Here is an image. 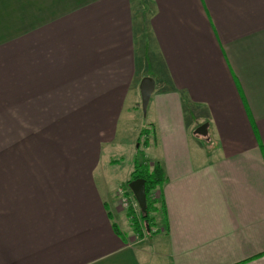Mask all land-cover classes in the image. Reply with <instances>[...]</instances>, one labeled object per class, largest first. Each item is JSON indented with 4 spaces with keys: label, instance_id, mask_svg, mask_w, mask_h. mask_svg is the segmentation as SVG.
Here are the masks:
<instances>
[{
    "label": "crops",
    "instance_id": "crops-1",
    "mask_svg": "<svg viewBox=\"0 0 264 264\" xmlns=\"http://www.w3.org/2000/svg\"><path fill=\"white\" fill-rule=\"evenodd\" d=\"M23 1L0 0V264H264V0H54L39 25ZM145 78L152 231L120 205L135 169L50 141L112 134Z\"/></svg>",
    "mask_w": 264,
    "mask_h": 264
},
{
    "label": "rangeland",
    "instance_id": "rangeland-1",
    "mask_svg": "<svg viewBox=\"0 0 264 264\" xmlns=\"http://www.w3.org/2000/svg\"><path fill=\"white\" fill-rule=\"evenodd\" d=\"M22 2L24 1L22 0ZM53 2L55 1L54 0H33V2H31V5H30L31 10L29 9L27 4L25 5L24 3H20V6L19 4L17 5L21 9L23 8V6L26 8L25 10H23L25 14L29 13L31 15V13L33 14L35 13L37 17L36 23L39 25L41 23H44V19H41V16L44 14L45 7L50 5V3L52 4ZM21 21L23 23V17H21ZM26 29H28L27 26H26ZM140 97H141V93L139 89V92L137 91V99H139V103L137 107L131 108L132 110L131 113H133L134 115L133 114L128 115L127 113L130 110V104L128 102L126 113L124 114V116L122 115L120 117L116 125V130L113 131L112 134L106 133V131L103 132L100 138H98L100 139L98 141H97V138H93L91 137V135L89 136L87 134H84L85 132L81 131V128H84V127H86V129L91 128V130H93V132L97 135L99 133L97 132V129L95 126H100V125L107 124V123H95V124L87 123V124H82V125L74 124L72 122H65L66 124H63V125L54 123L53 124L54 134L62 135L64 133H67L68 135L67 138L50 140L51 142H53V147H55L54 150L56 149L58 145L63 146V147L69 146V150H67L69 151V153H71L69 155V160L73 161L74 158L77 157L74 154L75 152H78L77 154H79V150L81 148L84 149L89 145L94 146L98 148L99 150H101L103 154V155L101 154L99 162L107 163L103 165L107 166L108 173L110 175H116V179L114 181L117 184H122L125 181L126 177L129 175V173L134 169L135 160L139 162H144L149 159L150 161H152V156L145 149L146 147L144 145L145 140L147 138L144 137L142 141L141 140L139 141V138L143 132V128H147L148 120H151V113H149L150 111L148 110L146 114L143 103H142V98L140 99ZM89 117L93 118L94 116H89ZM205 123L203 122V124L201 125L203 126L205 125ZM207 125H210V124L207 123ZM214 125L216 124H212L210 132L207 131L208 135L205 137L206 139L203 142V145L204 147H206V149L214 145V140H212L213 144L207 141V138L210 136V133L212 135ZM73 127H75V134L72 137H69V135L72 133ZM63 131H66V132H63ZM77 131H81V132H78V135H77L76 134ZM215 136L217 138H220L218 134ZM25 144L27 146V143ZM31 151H34V149H31ZM113 161H115V163L111 164V162ZM119 192L120 191H118V196L121 199ZM120 205H121V201H120ZM121 207L123 208V206ZM148 246L150 245L148 244Z\"/></svg>",
    "mask_w": 264,
    "mask_h": 264
},
{
    "label": "trees",
    "instance_id": "trees-1",
    "mask_svg": "<svg viewBox=\"0 0 264 264\" xmlns=\"http://www.w3.org/2000/svg\"><path fill=\"white\" fill-rule=\"evenodd\" d=\"M145 134L142 133L139 141ZM149 162H146V164H142L141 162L135 160L134 161V172L131 176V180L127 183L126 188L127 191L133 196V201L135 204H137V201L130 190V184L133 181L136 180H144L146 181V195H147V217H144L141 209L138 207V210H140V216L139 218L141 221L146 225L148 224L149 230L152 231L153 227L155 226L156 222V215L160 211L159 204L157 200H155L154 195L155 193L163 187V185L166 183V175L164 168L159 163H154L153 165L148 164ZM137 219L134 220L136 222ZM136 228L135 231L139 233L142 237V231L140 229V226H138V223L135 224ZM148 233V232H147Z\"/></svg>",
    "mask_w": 264,
    "mask_h": 264
},
{
    "label": "water",
    "instance_id": "water-1",
    "mask_svg": "<svg viewBox=\"0 0 264 264\" xmlns=\"http://www.w3.org/2000/svg\"><path fill=\"white\" fill-rule=\"evenodd\" d=\"M155 91V81L151 78H145L140 85V93L145 112L148 109L151 97ZM208 125L205 124L197 130V134H206ZM132 191L144 217H147V195H146V181L136 180L130 184Z\"/></svg>",
    "mask_w": 264,
    "mask_h": 264
},
{
    "label": "built area",
    "instance_id": "built-area-1",
    "mask_svg": "<svg viewBox=\"0 0 264 264\" xmlns=\"http://www.w3.org/2000/svg\"><path fill=\"white\" fill-rule=\"evenodd\" d=\"M119 195L121 196V206H123V208L125 210H128L130 208H133V209H137V204L134 203V201H131L130 198H128L126 195H125V191L124 190H120L119 192Z\"/></svg>",
    "mask_w": 264,
    "mask_h": 264
},
{
    "label": "bare ground",
    "instance_id": "bare-ground-1",
    "mask_svg": "<svg viewBox=\"0 0 264 264\" xmlns=\"http://www.w3.org/2000/svg\"><path fill=\"white\" fill-rule=\"evenodd\" d=\"M63 125V124H62ZM65 126V125H64ZM73 129V128H72ZM58 130V129H57ZM78 132V131H77ZM80 132V131H79ZM82 141V140H81ZM84 141V140H83ZM71 143H72V141H71ZM77 143V142H76ZM81 143V142H80ZM75 144V143H74ZM82 147V146H81ZM55 148V147H54ZM28 156V155H27Z\"/></svg>",
    "mask_w": 264,
    "mask_h": 264
},
{
    "label": "flooded vegetation",
    "instance_id": "flooded-vegetation-1",
    "mask_svg": "<svg viewBox=\"0 0 264 264\" xmlns=\"http://www.w3.org/2000/svg\"><path fill=\"white\" fill-rule=\"evenodd\" d=\"M202 127V126H201ZM200 128V127H199ZM138 204V203H137Z\"/></svg>",
    "mask_w": 264,
    "mask_h": 264
}]
</instances>
